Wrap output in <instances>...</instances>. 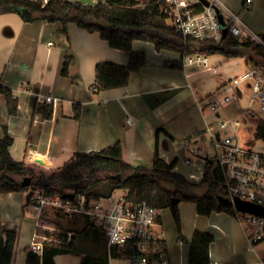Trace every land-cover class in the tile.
<instances>
[{"label":"crops","instance_id":"0c3cea01","mask_svg":"<svg viewBox=\"0 0 264 264\" xmlns=\"http://www.w3.org/2000/svg\"><path fill=\"white\" fill-rule=\"evenodd\" d=\"M221 1L237 12L250 29L264 36V0ZM62 28L60 20H26L18 12H0V84L12 89L19 100L18 112L12 115L5 96L0 95V138L7 132L14 138L10 147L14 159L38 160L39 164L57 167L76 151H99L120 141L125 161L152 164L157 130L163 128L159 133L162 159L171 163L177 158L173 170L191 182L199 183L204 172L199 171L197 165L204 171V161L198 159L197 165H180L181 148H176L175 142L184 144L191 137L194 147L200 145L206 128L211 124L205 117V110L209 107H200L198 101L219 93L225 83L244 72L250 64L264 68V55L251 49H242V56L231 58L216 52L205 54L207 65L190 63L185 56L183 68L176 69L165 66L164 62L181 59L180 52L158 50L153 42L136 39L133 48L145 53L146 65L139 72L131 73L126 86L97 94L92 89L96 64L105 61L127 65L129 51L111 47L98 32H89L75 22L67 24V31ZM68 56H71V63L69 75L65 76L62 70ZM250 93V81L243 83L237 96L222 110L228 112L226 105L234 102L251 116L248 110ZM44 95L58 99L53 104L51 118L34 114L36 103L42 102ZM75 103L82 105L80 118L74 116ZM213 112L220 113L219 110ZM27 193H0V220L5 230L16 231L18 236L11 264H27L32 249L36 212L27 202ZM196 215L206 218L205 226L182 227L181 238L179 232L177 238L167 236L162 226L170 264L189 262L195 229L214 236L210 245L211 262L239 259L246 263L247 255L231 252L230 244H225L224 249L215 246L217 239L231 242L232 239L241 240L244 234L250 247L248 232L239 223L240 228L237 226L235 215L225 211H213L210 215L196 212ZM253 252L259 254L256 248ZM83 259L84 254L76 253H62L55 257L56 264H82ZM108 264L131 262L129 259L111 258Z\"/></svg>","mask_w":264,"mask_h":264},{"label":"trees","instance_id":"16d2710c","mask_svg":"<svg viewBox=\"0 0 264 264\" xmlns=\"http://www.w3.org/2000/svg\"><path fill=\"white\" fill-rule=\"evenodd\" d=\"M163 0H146L141 4L138 0H106L95 4L69 0H0V12H18L29 9L31 20L43 19L44 14H54V19L63 23V31L67 24L75 22L89 32H98L111 47L129 51L127 65L101 61L95 67L94 92L126 86L130 75L139 72L146 65V55L134 50L136 39L153 42L158 50L167 49L182 54L179 60L165 61L164 65L182 69L183 58L190 54H213L220 52L227 57L243 55L242 49H251L264 55V48L254 42L241 39L228 32L220 42L199 40L185 37L169 21L170 13L165 9ZM201 7V6H200ZM24 17V16H23ZM47 19V18H45ZM71 56L66 58L62 73L69 75ZM4 95L9 113L17 114L18 97L9 87L0 84V95ZM54 106L48 102H37L34 114L43 118H51ZM75 118H80L82 105L74 104ZM157 130L153 163L132 164L123 158V146L120 141L99 151H76L62 165L46 166L33 161H18L11 154L10 147L14 138L7 132L0 138V193L11 191H29L32 187H41L49 194L63 193L72 190L87 197H109L117 189H125L130 200H147L157 208H170L178 226L181 238V219L179 203L173 200L193 201L200 215H210L213 211H225L235 215L237 211L231 205H224L217 196L223 193L217 181L215 163H206L205 174L199 183H193L183 174L173 170L177 163L162 159L159 149V133ZM256 136L264 140V119L260 118L256 127ZM32 178L31 185H24L17 176ZM207 186L203 194L192 191L194 187ZM45 219L75 234L66 245H51L44 250L42 258L31 250L27 264H56L55 257L62 253L84 254L82 264H108L111 258L129 259L132 264H139L143 254L135 242L127 243L125 248L111 246L105 233L88 217L65 218L57 210L52 209ZM17 232L5 230L0 220V264H11L17 242ZM164 243L165 239L163 240ZM214 236L210 232L195 229L191 240L189 254L190 264H210V245ZM150 255L149 259H153Z\"/></svg>","mask_w":264,"mask_h":264},{"label":"built area","instance_id":"2783aa9c","mask_svg":"<svg viewBox=\"0 0 264 264\" xmlns=\"http://www.w3.org/2000/svg\"><path fill=\"white\" fill-rule=\"evenodd\" d=\"M163 1L165 9L170 13L171 23L185 37L208 39L217 43L222 40L223 29L226 26L228 32L233 35L264 48V36L250 29L240 15L221 0H208L209 5H205L202 0ZM217 9L222 13L224 26L220 23ZM187 57L190 63L208 64V57L205 54L195 53ZM248 81L251 83L248 110L252 115L260 114V118L264 119V68L253 63L244 72L225 83L219 93L199 100L200 107L207 105L212 111H217L237 96L241 85ZM228 90H231L232 94L225 93ZM41 100L52 104L58 101L57 97L52 95H44ZM256 105H259L260 109ZM128 121L131 122V119ZM239 124V120L228 115L220 118L217 125L211 124L207 127L206 133L209 134L214 154L204 152L203 140L200 145L194 147L193 138L188 137L184 144L198 159L204 161L205 166L211 159L215 163L217 181L223 190L222 195L229 199L230 205L237 211L236 219L248 232L249 249L255 251L256 244L264 240V216L239 211L235 200L240 198L264 206V150L241 146L236 130ZM229 126L234 127L236 135L223 136V130ZM33 162L38 163V160ZM185 163L197 165V161L191 157H187ZM197 167L205 174L202 166ZM69 192L73 193V196H68ZM29 206L36 212V228L31 250L40 258L43 257L47 246L66 245L75 234L45 219V215L55 209L65 218L76 216L90 218L105 233L109 248L111 246L125 248L127 243L135 242L143 254L139 264H170L168 248L163 241L161 212L164 208H157L145 199L130 200L126 193L90 198L72 190L49 194L44 188L35 187ZM150 255L154 256L152 260L149 259ZM210 264L237 263L214 261ZM255 264H264V257H258Z\"/></svg>","mask_w":264,"mask_h":264},{"label":"rangeland","instance_id":"374dc122","mask_svg":"<svg viewBox=\"0 0 264 264\" xmlns=\"http://www.w3.org/2000/svg\"><path fill=\"white\" fill-rule=\"evenodd\" d=\"M80 1L85 2L87 4H95L101 0H95V1L94 0H80ZM138 2L143 4L146 2V0H138ZM169 21H171V20L169 19ZM225 93L232 94V91L228 90ZM97 97L100 98L99 95H97ZM234 99H236V98H234ZM256 107L258 109H260L259 105H256ZM222 109H223V107L218 109L220 111V113H217L218 114L217 115L215 112H213L210 109V107L207 108L205 110V117L207 119V122L209 124L217 125L220 118H223L225 116L230 115L234 119L240 121V124L236 126V130H237L238 139L240 140L241 146L243 148H247V149L255 147L256 149L264 150L263 139H258L256 136V127H257V124H258L259 119L261 117L260 114L250 116L246 110L241 109L240 106L238 104H235L234 102L226 105V109L228 112H225ZM202 119H203V122L205 124L203 116H202ZM234 130L235 129L233 126H229L227 129L223 130V136H226L227 134L236 135ZM174 146L176 148L177 147L181 148V150L179 152V154L181 156L180 165H182V164L186 165L185 159L187 157H191V158L195 159L196 161H198V157L196 156V154L192 153L186 147L185 144H182V143H180V141H177V142H175ZM203 147H204L203 148L204 152L214 154L215 151L211 145L210 137H209L208 133H205V137L203 140ZM142 164H146V163H142ZM147 165H150V164H147ZM186 166H189V165H186ZM18 179L23 180V177L18 175ZM206 188H207V186H198V187H194L192 189V191L196 194H203L206 191ZM124 193H126L125 189H117L115 191L116 195H122ZM196 206H197L196 203L193 201L182 200L179 202L178 208L180 211L181 228L183 227L185 229H192L195 225H198L200 227L205 226L206 218L204 216H201L200 218L197 217ZM161 215H162V218L164 221L163 226H164L165 232L167 233V236H171L172 239L175 236L177 238L178 226H177V223L173 217L171 209L170 208H164L161 212ZM234 219H235L234 222H236L237 226L240 228V226L238 224L239 222L236 220V218H234ZM210 230L215 231L214 228H210ZM240 230L242 231V229H240ZM242 233H243V231H242ZM242 235L243 236H242L241 240H234L233 241V239H232L231 242H228L227 240H225V242H224L223 240L217 239L215 246L217 249H220V248L224 249L225 244L226 245L230 244L231 252H235V253L240 252V255H242L243 253L247 255L248 260H246L245 264H255V261L258 259V257H262V258L264 257V240H262L261 242L256 244L255 248H256L257 252L259 253V254H256L255 252L249 250L245 236H244V234H242ZM233 262H237V264H243V263H241V260H239V259H237V261H233ZM188 263L186 262L185 264H188Z\"/></svg>","mask_w":264,"mask_h":264},{"label":"water","instance_id":"95a60500","mask_svg":"<svg viewBox=\"0 0 264 264\" xmlns=\"http://www.w3.org/2000/svg\"><path fill=\"white\" fill-rule=\"evenodd\" d=\"M202 2L205 5H209V1L208 0H202ZM217 13H218V17H219L220 23L224 26L223 16H222V13H221V11L219 9H217ZM22 14H23V16H24V18L26 20H31L32 17H33V14H32V12L29 9H24L22 11ZM44 17L47 18V19H54V14L47 13V14H44ZM228 31H229L228 27L225 26L224 29H223V37L227 36ZM210 161L212 162V159ZM22 183L24 185H28L29 186L32 183V178L30 176H26V177H24ZM34 189H35V187H32L27 193V198L26 199H27L28 203L30 201L31 195L34 192ZM67 195L68 196H73V193L69 192V193H67ZM217 198L224 205H230L229 199L227 197H225L224 195H222V194L218 195ZM180 201H181L180 198L176 197L173 200V204L179 203ZM235 205H236V208L239 211L249 212V213H253V214L259 215V216H264V206L263 205H260V204L254 203V202H250V201H247V200H242L240 198H236Z\"/></svg>","mask_w":264,"mask_h":264}]
</instances>
